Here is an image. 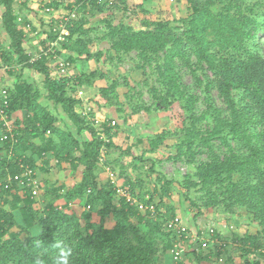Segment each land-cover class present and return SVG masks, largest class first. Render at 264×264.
Wrapping results in <instances>:
<instances>
[{
    "label": "trees",
    "instance_id": "1",
    "mask_svg": "<svg viewBox=\"0 0 264 264\" xmlns=\"http://www.w3.org/2000/svg\"><path fill=\"white\" fill-rule=\"evenodd\" d=\"M221 1L186 0L191 14L180 20L152 21L148 12L142 11L144 18L138 29L124 22H105L102 41L107 43L109 53L121 56L135 52L138 62L144 65L160 61L162 94L153 97L158 101L156 106L167 111L174 109L181 117V137L174 147L179 157L188 156L193 148L213 154L215 143L223 149L222 157L200 164L179 189L192 207L195 204L188 194L196 189L201 193L203 209L218 208L223 214L242 209L251 216L257 227L255 233L232 238L241 264H251L250 255L264 260V55L256 43L259 33H264V4L260 0H244V10L239 7L232 13L227 5L215 12L213 7ZM61 3L51 2L46 8L58 11ZM14 4L15 0H0V27L9 41L5 51L0 43V66H17L40 75L42 80L41 88L36 82L20 79L7 88L8 106L4 113L11 118L17 142L13 146L9 139L2 140L0 136V264H35L40 253L32 241L39 235L45 246L53 242L54 236L69 238L76 253L74 264H162L157 259L171 253L175 240V235L165 230V224L179 217L169 204L174 181L158 173L152 159L136 157L131 149L122 151L112 144L118 130L113 128L114 121L98 124L76 112L80 104L75 99L78 91L96 90L92 99L96 111L108 110L112 99L109 89L94 85L101 78L97 71L75 76L69 73L82 56H92L86 43L87 17L79 12L101 14L110 11L109 6L115 5L116 0H70L64 15L47 16L57 24L69 12L76 14V20L67 24L69 35L59 43L57 51L58 57L69 64L68 76L58 78L49 74L47 63L51 58L35 61L25 51L26 35L22 29L28 21L24 16L18 27ZM45 37L44 47L57 38L49 25ZM65 53L68 57L63 59ZM176 61L196 79L205 108L198 117L178 86ZM196 72L203 77L198 78ZM213 89L224 109L215 104ZM200 123L207 126L204 132L197 128ZM166 141L165 132L148 138L149 152L157 153ZM114 149L120 157L132 158L133 170L138 164L147 165V177L154 176L155 184L150 193L145 192L149 195L147 200L134 195L133 170L121 168L119 178L125 179L123 183L118 180L119 185L99 181L101 166L104 172L105 168L113 171L111 160L104 162L103 157ZM52 161L58 169L67 164L66 174L78 173L79 181L59 186L45 182L43 188L37 184L38 193L41 189L43 194L36 198H31L28 189L7 181L8 177L22 175L19 165L30 169L36 179V172L47 173ZM119 189L126 191L136 204L129 205L119 197ZM139 203L152 205L154 211L140 212ZM212 235L218 240L217 234ZM200 245L192 255L195 264H212L210 255H203L207 244L206 249ZM226 245L221 244V248ZM51 255L45 254L47 264H51Z\"/></svg>",
    "mask_w": 264,
    "mask_h": 264
},
{
    "label": "rangeland",
    "instance_id": "2",
    "mask_svg": "<svg viewBox=\"0 0 264 264\" xmlns=\"http://www.w3.org/2000/svg\"><path fill=\"white\" fill-rule=\"evenodd\" d=\"M60 4L59 10H53L52 17H59L66 12L67 2L70 0H58ZM66 1V2H65ZM264 4V0H260ZM51 2L47 0H15V14L17 17L28 15V23L31 26L29 32H26L24 48L27 54L34 58L40 49L46 48L42 43L46 40L48 32V23L50 16L46 14L45 8ZM227 5L231 7L232 13H235L237 8L244 10L246 2L244 0H222L213 7V10L219 11ZM110 11L98 14L82 10L79 14L87 17L86 43L89 48L91 58L82 56L79 61L73 65V69L69 72L78 75L83 73H91L97 71L101 76L94 82L96 87L109 89L112 107L105 111H96L92 102L96 94V90H86L82 95H75V99L80 102L76 107V112L85 116L89 120L96 123H104L114 121L113 128H117L111 143L118 146L122 151L131 149V152L136 157L143 159H152L155 163V169L158 173L166 177L168 180L174 181L173 190L170 192L169 204L175 210L176 215L181 217L183 223L188 228L187 240L181 245V256L175 260L168 253L157 259V262L162 264H176L177 262H185L195 264L193 254L199 250V245L202 249V243L207 244V249L203 255H210L212 264H241V258L238 253V247L232 244L233 235H242L244 233L254 234L257 227L252 221L251 216L245 213L242 209H236L233 214H223L220 209H203L201 207V193L192 189L188 194L189 199L195 204L192 207L185 199L186 195L179 187L186 177L193 175L195 169L212 158L223 156V149H219L217 144L214 145L213 154L208 153L202 148H193L188 156L177 154L175 145L178 143L181 135L178 129L181 128L179 113L174 109L165 110L162 107L156 106L158 101L153 97L154 94L161 96L162 86L159 80L158 67L160 61H155L150 64H142L138 62L137 54L131 52L127 55H116L108 52V45L102 41V30L104 23L109 22L114 25L118 22H124L138 29L141 19L144 18L142 11H147L149 20L152 21H167L180 20L187 18L191 11L186 0H116L115 5H110ZM82 12V13H81ZM19 13V15H18ZM2 8H0V16ZM60 18L57 20L59 21ZM55 22V20H53ZM178 28L179 25H176ZM177 34L179 30L175 31ZM0 43L3 45L2 50H7L9 41L0 27ZM256 43L259 48V53L264 55V33H259L256 38ZM60 49V44L55 45ZM55 49L57 54L58 49ZM58 56V54H57ZM68 54L62 55V58H67ZM53 60L48 61L47 67L49 74L52 77L58 78ZM190 62L192 65L195 60L191 56ZM0 65L2 63L0 62ZM175 72L178 75V86L183 91L187 101H191L193 111L198 117L205 109L203 98L200 91L196 87V79L193 74L180 61H176ZM198 78L203 76L196 72ZM19 77V78H18ZM25 80L29 83L36 82L41 88L42 77L36 73L21 70L19 67L10 66L8 68H0V87L10 88L18 80ZM212 96L218 108L224 109L222 101L219 99L217 92L213 89ZM81 97V98H80ZM42 101V100H41ZM141 109L134 113L135 110ZM50 111L56 116V112L50 107ZM19 115V114H18ZM59 117V116H58ZM60 118V117H59ZM62 119V118H60ZM69 123V122H68ZM180 125V126H179ZM197 128L204 132L207 129L205 123L197 124ZM68 129L74 128L68 124ZM167 133V141L165 146H162L157 153H150L147 145L148 138L161 133ZM83 135L88 136V133ZM104 155V162L109 159L110 167L114 174L116 184L118 180L124 182V177H120L121 168L133 170L131 157H120L117 150H111ZM168 157V159H166ZM101 166V165H100ZM69 166L63 164L62 168H56V162L50 163V168L47 173L36 172V181L39 187H44V183L70 185L80 179L78 173L75 175H67L66 171ZM132 173L136 188L134 191L135 197L144 196L147 200L155 184L153 177H147V165H137ZM194 180V178H192ZM99 181L106 183V175L103 167L99 170ZM147 192V193H145ZM43 194V190H39L38 197ZM77 210H80L77 209ZM201 211L198 214V211ZM94 217L93 221L96 222ZM213 233L218 235V240L214 239ZM200 237V238H199ZM226 243V248H221V244ZM218 257V258H217ZM251 264L257 262L264 264L263 259L257 260L256 256L250 255Z\"/></svg>",
    "mask_w": 264,
    "mask_h": 264
},
{
    "label": "built area",
    "instance_id": "3",
    "mask_svg": "<svg viewBox=\"0 0 264 264\" xmlns=\"http://www.w3.org/2000/svg\"><path fill=\"white\" fill-rule=\"evenodd\" d=\"M45 12L48 15H51L53 13L52 9L45 8ZM15 13V12H14ZM49 17V16H48ZM50 19V18H49ZM76 20V14L74 11L69 12L66 16L61 18L59 21H57V24L54 23L53 20H49V27L51 29V32L57 36L56 40L52 45L47 46L46 48L40 49L38 54L32 57L33 60H38L41 57H49L54 62L53 64L57 66V75L59 77L68 76V70H69V64L63 60H61L56 52L55 49L57 48L55 45H58V43H61L64 41V39L69 35L66 29V26L69 22ZM22 18L17 17L16 24L18 27L22 24ZM24 33L30 31V25L26 24L23 26ZM58 49V48H57ZM59 51V49H58ZM0 68H4L1 67ZM82 91L77 92V96L82 95ZM81 98V97H80ZM8 106V94H7V88L0 87V122L2 123V132H0V136L2 140H10V143L14 146L16 144V138L15 133L13 132V126L11 118L4 113L6 111ZM112 126L114 123H111ZM19 168L23 171L22 175H16L14 177H8V182H15L19 188L21 189H28L30 191L31 198H36L38 195V185L35 178H33L34 173L28 169L27 167H24L22 165H19ZM105 175L107 182L110 184H116V180L114 177L113 172L109 168H105ZM119 197L126 200L129 205L136 204L135 200L124 190L119 189L118 190ZM137 208L140 212L144 211H154V207L152 205H143L141 203L137 204ZM165 230L167 232H171L175 235V240L173 243L172 248V255L175 260H178L181 256V245L187 240L188 235V228L183 223L182 219L179 217L171 218L166 224H165ZM206 246V243H202V247L204 248Z\"/></svg>",
    "mask_w": 264,
    "mask_h": 264
},
{
    "label": "clouds",
    "instance_id": "4",
    "mask_svg": "<svg viewBox=\"0 0 264 264\" xmlns=\"http://www.w3.org/2000/svg\"><path fill=\"white\" fill-rule=\"evenodd\" d=\"M38 237L32 241L33 248L40 253L35 258V264H47L45 254L50 252L52 253L51 264H74L76 253L69 238L65 235L54 236L53 242L45 246L44 242Z\"/></svg>",
    "mask_w": 264,
    "mask_h": 264
},
{
    "label": "crops",
    "instance_id": "5",
    "mask_svg": "<svg viewBox=\"0 0 264 264\" xmlns=\"http://www.w3.org/2000/svg\"><path fill=\"white\" fill-rule=\"evenodd\" d=\"M47 2H48V3H49V2H56V3H57L58 0H47ZM59 8H60V7H59ZM58 10H59V9H58ZM24 16L27 17V19L29 18L28 15H23V18H24ZM20 17H21V15H20ZM21 18H22V17H21ZM24 20H25V18H24ZM22 21H23V20H22ZM28 24H29V23H28Z\"/></svg>",
    "mask_w": 264,
    "mask_h": 264
}]
</instances>
